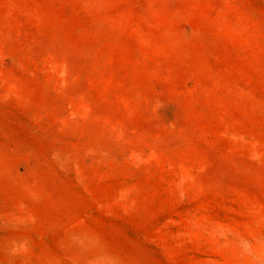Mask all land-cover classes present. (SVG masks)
<instances>
[{
    "label": "rangeland",
    "instance_id": "rangeland-1",
    "mask_svg": "<svg viewBox=\"0 0 264 264\" xmlns=\"http://www.w3.org/2000/svg\"><path fill=\"white\" fill-rule=\"evenodd\" d=\"M0 264H264V0H0Z\"/></svg>",
    "mask_w": 264,
    "mask_h": 264
}]
</instances>
